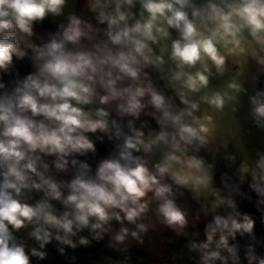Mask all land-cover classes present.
I'll return each mask as SVG.
<instances>
[{
	"label": "clouds",
	"instance_id": "clouds-1",
	"mask_svg": "<svg viewBox=\"0 0 264 264\" xmlns=\"http://www.w3.org/2000/svg\"><path fill=\"white\" fill-rule=\"evenodd\" d=\"M156 236L264 264V0H0V264Z\"/></svg>",
	"mask_w": 264,
	"mask_h": 264
},
{
	"label": "trees",
	"instance_id": "trees-1",
	"mask_svg": "<svg viewBox=\"0 0 264 264\" xmlns=\"http://www.w3.org/2000/svg\"><path fill=\"white\" fill-rule=\"evenodd\" d=\"M149 248L151 249V252H149L148 254L145 255V258L153 260L155 262H159V257L162 255V248L160 245V240H159V236H156L155 239L153 240V242L149 245ZM102 252L101 249L97 248V249H92L89 250V253H87V255H91L92 257H99V254ZM52 261H54L53 258H51Z\"/></svg>",
	"mask_w": 264,
	"mask_h": 264
},
{
	"label": "rangeland",
	"instance_id": "rangeland-1",
	"mask_svg": "<svg viewBox=\"0 0 264 264\" xmlns=\"http://www.w3.org/2000/svg\"><path fill=\"white\" fill-rule=\"evenodd\" d=\"M54 259V262H56V264H64V261H62L59 257L55 256V254H52V257Z\"/></svg>",
	"mask_w": 264,
	"mask_h": 264
},
{
	"label": "crops",
	"instance_id": "crops-1",
	"mask_svg": "<svg viewBox=\"0 0 264 264\" xmlns=\"http://www.w3.org/2000/svg\"><path fill=\"white\" fill-rule=\"evenodd\" d=\"M145 260H146V261H151V262H153V264H160L159 262H155V261L150 260V259H147V258H145Z\"/></svg>",
	"mask_w": 264,
	"mask_h": 264
}]
</instances>
